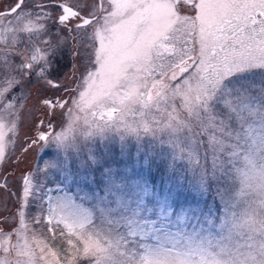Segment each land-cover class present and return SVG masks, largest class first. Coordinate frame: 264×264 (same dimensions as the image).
<instances>
[{
    "label": "snow or ice",
    "instance_id": "6c2138e0",
    "mask_svg": "<svg viewBox=\"0 0 264 264\" xmlns=\"http://www.w3.org/2000/svg\"><path fill=\"white\" fill-rule=\"evenodd\" d=\"M254 106L264 0H14L0 10V168L30 133L16 191L0 180V264H247L231 229L213 234L235 226L228 184L242 133L256 142ZM49 142L78 154L73 187L107 220L29 215Z\"/></svg>",
    "mask_w": 264,
    "mask_h": 264
},
{
    "label": "rangeland",
    "instance_id": "374dc122",
    "mask_svg": "<svg viewBox=\"0 0 264 264\" xmlns=\"http://www.w3.org/2000/svg\"><path fill=\"white\" fill-rule=\"evenodd\" d=\"M14 3V0H0V10H4L7 6ZM121 48L116 46L115 52L119 53ZM75 87V86H74ZM54 99L59 98L64 93H49ZM243 123L245 130L248 125L259 126L261 129L264 124V108L252 107L250 111H245L243 114ZM61 121L57 118V127ZM30 133V126L24 127L19 136L15 146L10 145L9 151L14 155L9 159L5 167L0 168V180L7 178L10 182V191L15 192L20 178V169L24 165L19 164L17 161L20 159L21 153L18 151L23 144L24 133ZM261 135V132H258ZM245 140L240 141L241 156L235 158L233 168V175L229 179L228 195L234 198L235 206L230 208L231 212L235 213L234 224L230 222L228 228L225 229L223 234L214 233V239L219 241L222 237L229 235L231 229V241L225 240V244L235 249L237 246L241 250L240 258L247 261V264H255V261L261 258V246L264 244V151H261V142L258 143L256 153L253 159L256 164V170L249 171V162H245L244 155H248L245 150ZM85 155L87 152L85 151ZM78 158L75 152H69L62 149L56 143L49 142L40 148L35 157V171L33 172L34 191L30 199L28 207L29 215L32 214H55L63 217L62 214L57 213L56 209L61 206L63 200H68L70 204L79 209L83 215L91 214V217L97 223H102L108 219V210L101 212L99 206L93 200L92 196H85L80 189L73 187V178L70 174L72 159ZM235 169H240L241 172L247 173V178L256 176V182L260 186H247L244 188V194L239 198L236 197L243 187L241 179L245 177L238 176ZM261 170L262 173H258ZM207 199V197H205ZM7 208L14 210L15 198L7 202ZM9 212H4L3 215H9ZM245 245H252L249 249ZM37 255L39 249H36Z\"/></svg>",
    "mask_w": 264,
    "mask_h": 264
},
{
    "label": "bare ground",
    "instance_id": "6f19581e",
    "mask_svg": "<svg viewBox=\"0 0 264 264\" xmlns=\"http://www.w3.org/2000/svg\"><path fill=\"white\" fill-rule=\"evenodd\" d=\"M253 128L256 130L254 133V136L257 138L255 144L253 145V141L251 140H245V150L250 156V162H249L250 166H249L248 172L250 170L251 171L256 170L254 166L256 162L253 159V157H254V153H256L257 148H258V146L256 145L260 143L258 139L260 137V134L258 133L260 131L259 126L255 125L253 126ZM250 145L252 146L250 147ZM258 173H262V171L258 170ZM256 179H257L256 176L254 177L250 176L249 178H247V185L250 187L255 186V185L260 186L257 184ZM56 210H57L56 211L57 213H60L63 215V218L65 220L72 221V222L79 221L84 216L83 213L79 209L74 207L72 204H70L68 200H63L61 202V206L58 207Z\"/></svg>",
    "mask_w": 264,
    "mask_h": 264
}]
</instances>
